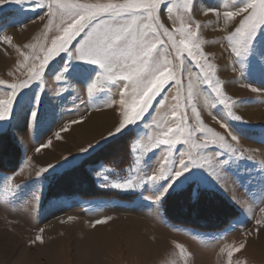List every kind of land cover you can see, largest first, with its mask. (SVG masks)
<instances>
[{
	"label": "rangeland",
	"instance_id": "374dc122",
	"mask_svg": "<svg viewBox=\"0 0 264 264\" xmlns=\"http://www.w3.org/2000/svg\"><path fill=\"white\" fill-rule=\"evenodd\" d=\"M111 2L123 0H0V108L18 85L0 119V264H264V225L256 223L264 217V25L238 56L231 36L240 17L223 13L247 0H161L157 23L177 43L180 29H191L196 59L185 53L181 64L161 35L160 59L180 84L170 81L139 119L114 132L133 97L122 107L124 82L79 58L91 29L36 77L72 20L65 5ZM197 62L220 81L226 104ZM181 115L171 155L153 147ZM189 152L213 169L187 165L176 177ZM161 172L168 175L149 179ZM97 220L105 223L93 227Z\"/></svg>",
	"mask_w": 264,
	"mask_h": 264
},
{
	"label": "snow or ice",
	"instance_id": "6c2138e0",
	"mask_svg": "<svg viewBox=\"0 0 264 264\" xmlns=\"http://www.w3.org/2000/svg\"><path fill=\"white\" fill-rule=\"evenodd\" d=\"M160 3L161 0H123L122 3H72L71 5H65V8L68 9L69 14L72 16V20L63 29V35L57 36L52 41L51 48L48 49L47 54L44 55L43 61L39 65V69L36 70V77L39 78L40 70L46 67L54 55L65 51L67 49L66 46L73 39L85 32L86 29H91V31L86 33L85 41L76 49L79 58L98 64L105 72L124 82V90L121 92L119 101L122 107L128 104L129 97H133L130 108L123 113V120L119 122L118 127H115L114 132H119L126 125L139 119L152 105V101L157 94L170 81L177 85L180 84L176 72L169 67L170 62L161 61L160 59L161 53L158 46L165 43L161 39V35L167 36L171 48L175 50V59L180 60L181 64H183V55L185 53L193 60L197 56V51L193 49L196 48L198 50V45L195 43V34L191 29L185 31V29L181 28L180 33L183 38L177 43L169 29L163 24L157 23L154 13L159 8ZM191 3L192 0H189V5ZM223 16L226 21H233L236 17H240L238 27H235V31L231 36V39L236 40L239 45V48L233 49L239 56L240 50L242 49L244 52L247 50L250 39L255 35L257 29L264 25V0H247L243 7L235 11H226ZM161 29L163 30L162 33ZM7 39L6 37L5 40ZM197 63L201 71L204 72L205 82L220 97L219 102L226 104L227 100L219 87L220 81L216 80L213 82L209 78L208 72L205 71V66L199 64V62ZM207 67L211 69L212 65L208 64ZM115 82L116 80L113 79V83ZM26 85H28V81L24 82L23 87ZM10 87L12 88V93L8 101L9 106L0 108V119L8 115L18 85L13 84ZM191 87L192 85L189 83V89ZM189 95H191V92H189ZM2 103L0 101V104ZM192 111L193 113L196 112L195 107L192 108ZM175 114L174 112L173 115ZM235 118L241 119L239 116ZM178 123L179 126L175 131L171 127L164 131L162 138L153 147L165 145L169 149V155H171V150L174 146L181 143L179 136L184 132L183 115H181ZM193 131L198 130L193 129ZM207 131L211 132V129H207ZM111 134H113L112 131L109 132V135ZM229 135L232 140L237 139L230 133ZM218 139L222 142L225 140L223 136H219ZM191 140L192 133L190 131L184 143H189ZM195 146L207 149L208 143ZM224 147L230 148V145L225 144ZM37 151L39 152L40 149H37ZM220 155H222L221 152L215 153L216 157ZM183 156L184 154L181 153L178 159L179 169L175 171L176 177H179L182 171L187 170V165L205 166L208 170L214 167L211 162L200 163L197 157L190 152L187 160ZM204 159H207V157ZM217 163L221 162L217 160ZM171 169L172 165L170 171ZM45 170L42 169V171ZM212 174L214 175L215 173L212 172ZM167 175L161 172L151 175L149 179L160 180ZM115 187H121V185L116 184ZM260 211L264 212V208L260 209ZM103 223L105 221L97 220L93 227ZM256 223L257 225H264V217L257 219ZM36 240H41V237L37 236Z\"/></svg>",
	"mask_w": 264,
	"mask_h": 264
},
{
	"label": "bare ground",
	"instance_id": "6f19581e",
	"mask_svg": "<svg viewBox=\"0 0 264 264\" xmlns=\"http://www.w3.org/2000/svg\"><path fill=\"white\" fill-rule=\"evenodd\" d=\"M102 121V120H101ZM102 122H104V121H102Z\"/></svg>",
	"mask_w": 264,
	"mask_h": 264
}]
</instances>
